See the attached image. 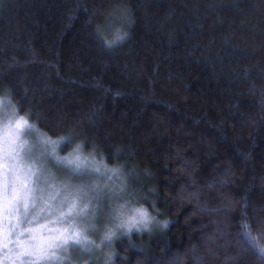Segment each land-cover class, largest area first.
<instances>
[{"label":"trees","instance_id":"trees-1","mask_svg":"<svg viewBox=\"0 0 264 264\" xmlns=\"http://www.w3.org/2000/svg\"><path fill=\"white\" fill-rule=\"evenodd\" d=\"M8 93L43 134L77 137L61 156L83 145L121 170L90 240L113 201L167 223L71 264H264L240 247L242 223L264 234V0H3Z\"/></svg>","mask_w":264,"mask_h":264},{"label":"snow or ice","instance_id":"snow-or-ice-1","mask_svg":"<svg viewBox=\"0 0 264 264\" xmlns=\"http://www.w3.org/2000/svg\"><path fill=\"white\" fill-rule=\"evenodd\" d=\"M126 38V33H118L113 40L103 39V43L112 48ZM76 138L51 139L19 115L11 93L0 95V264H71L67 256L70 248L90 252L104 244L110 247L114 238H119L117 231L130 236L134 229L137 233L150 232L154 222L167 227L166 222L155 221L147 209H128L126 204L113 201L112 226L106 228L101 244L90 240L89 232L97 231L96 214L102 211L103 199H119L125 188L123 182L121 186L111 185L121 170L109 168L103 157L97 160L94 155H84L83 145L60 155ZM53 168L67 176L59 178ZM72 179L88 182L73 184ZM241 228V249L255 251L264 259V245L260 243L264 234L253 235L246 222ZM112 261L113 253L109 252L104 264Z\"/></svg>","mask_w":264,"mask_h":264},{"label":"rangeland","instance_id":"rangeland-1","mask_svg":"<svg viewBox=\"0 0 264 264\" xmlns=\"http://www.w3.org/2000/svg\"><path fill=\"white\" fill-rule=\"evenodd\" d=\"M19 115H21V114H19ZM31 123V122H30ZM42 133V132H41ZM25 138L26 139H34V137H29V136H25ZM54 140V139H53ZM52 171L53 172H56V174H57V176L59 177V178H61V179H63V178H65L67 175H66V173H59V172H57V170L55 169V168H53L52 169ZM61 175H66V176H61ZM124 177L122 176V175H120V176H118V177H113V179H112V181H111V185H113V183H115L116 182V180H119V182L121 183V182H123L124 181V179H123ZM89 179H91V178H89ZM78 181H79V179H72V183L73 184H79L78 183ZM81 181V180H80ZM88 182V180L86 179V181H85V183H87ZM135 208H139V207H135ZM96 216H97V218L99 217V212H97V214H96ZM55 217H53V219H54ZM96 218V219H97ZM41 222H43V221H41ZM86 225H89V224H86ZM85 225V226H86ZM135 230V229H134Z\"/></svg>","mask_w":264,"mask_h":264}]
</instances>
